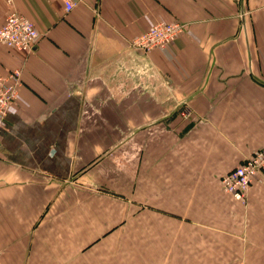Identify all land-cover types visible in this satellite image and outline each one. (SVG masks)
I'll return each instance as SVG.
<instances>
[{
	"label": "crops",
	"instance_id": "obj_1",
	"mask_svg": "<svg viewBox=\"0 0 264 264\" xmlns=\"http://www.w3.org/2000/svg\"><path fill=\"white\" fill-rule=\"evenodd\" d=\"M73 1L0 0L41 33L0 44V264H264V170L244 202L220 181L264 147V0Z\"/></svg>",
	"mask_w": 264,
	"mask_h": 264
},
{
	"label": "built area",
	"instance_id": "obj_2",
	"mask_svg": "<svg viewBox=\"0 0 264 264\" xmlns=\"http://www.w3.org/2000/svg\"><path fill=\"white\" fill-rule=\"evenodd\" d=\"M73 0H66V9L74 7ZM187 28V23L157 22L140 35L128 40L135 50L149 52L166 49ZM41 33L35 24L17 10L11 11L0 26V44L26 53H31ZM23 84L21 68L9 70L0 75V134L5 127L6 117L19 97ZM186 115V113H185ZM264 170V147L220 177L223 189L242 202L246 201L249 190L260 171Z\"/></svg>",
	"mask_w": 264,
	"mask_h": 264
}]
</instances>
